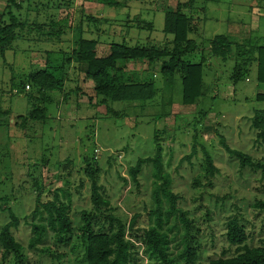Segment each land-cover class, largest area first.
I'll use <instances>...</instances> for the list:
<instances>
[{"label":"rangeland","instance_id":"rangeland-1","mask_svg":"<svg viewBox=\"0 0 264 264\" xmlns=\"http://www.w3.org/2000/svg\"><path fill=\"white\" fill-rule=\"evenodd\" d=\"M188 1L125 0L123 6L109 7L97 0H19L16 11L26 25L17 26V38L0 48V110L7 111L0 114V228L9 220L10 208L19 218L12 234L24 246L27 264H85L83 243L76 229L81 223L80 212L92 206L84 159L92 162L95 156L98 183L114 214L126 225L138 214L134 229L126 230L125 237L133 244L134 260L147 264L138 236L148 225L153 182L161 180H156L152 166L145 164L134 182L129 168L139 158L152 156L156 144L162 147L163 173L178 195L177 206L187 212L189 244L197 251L194 264H207L224 250L234 252L235 247L225 239V223L230 218L245 227L248 245L258 244L264 213L252 204L264 198V168L240 167L221 144L224 138L230 147L264 163L263 147L256 143L251 128L254 110L264 107V98H257V94L264 95V81L257 80L255 63L234 83V57L223 61L208 56L203 63L205 90L192 106L181 103L178 74L173 76L175 85L164 89L159 64L149 76L156 88L154 96L144 103L101 102L94 95L92 82L84 80L75 63L68 65L64 91H38L26 81L30 71L48 69L57 77L65 72L67 65L63 67V62L80 35L79 26L85 38L99 40L103 53L112 42L158 49L170 46L171 34L164 31L165 15ZM194 4L190 7L192 17L203 16L205 7L204 14L210 17L206 25L218 30L226 24L217 18H235L236 10L243 17L247 14L244 28L252 40L259 37V44L264 45V0H248L244 6L229 0H194ZM3 6L0 0V12ZM37 23L46 25L39 29ZM50 31L60 34L45 36ZM201 54L195 51L184 58L199 61ZM164 60L168 57L161 58ZM133 67L128 65V69ZM146 67L140 64L139 72ZM29 94L37 106L41 105L40 97H49L40 119L28 117ZM199 111L207 113L200 115ZM19 116L27 117L23 125ZM205 151L217 168L212 177L204 171ZM188 154L191 156L186 159ZM40 191L42 201L51 199L53 192L63 202L70 196L74 231L65 242L48 231L40 244L29 248L32 231L23 218L33 210ZM33 220L39 222L40 218L36 215ZM2 252L0 246V259Z\"/></svg>","mask_w":264,"mask_h":264},{"label":"trees","instance_id":"trees-1","mask_svg":"<svg viewBox=\"0 0 264 264\" xmlns=\"http://www.w3.org/2000/svg\"><path fill=\"white\" fill-rule=\"evenodd\" d=\"M2 1L4 6L0 12L1 49L17 38L15 28L26 23V20L16 11L20 6L19 0ZM97 1L109 7L123 6L125 2V0ZM193 2L194 0H189L187 4L178 5L174 13H166L164 31L171 34L170 46L164 45L158 49L154 46H127L123 43L112 42L109 54L99 56L96 51V40L85 38L83 29L79 26L80 35L74 39L70 55L63 62V67L67 65L65 72L57 77L48 69L30 71L26 81H29L38 91L47 92L56 89L64 91L68 65L75 63V69L83 73L85 80L92 82L94 95L100 97L101 102L144 103L154 96L156 88L149 76L153 75V69L159 64L160 71L165 78L164 89L175 85L173 76L175 73L178 74L181 103L189 106L197 103L204 93L203 63L208 56L223 61L234 57L235 63L232 71L234 83L247 73L251 63L256 64L257 80L264 81V45L259 44V37L255 40L246 38L237 42L229 40L226 35L216 34L207 41L203 38L196 40L193 38L196 29L194 19L188 11ZM90 19L91 22L97 21L95 18ZM45 25L37 23L36 26L44 29L41 26L45 27ZM45 34L48 37L54 35L58 37L60 32L50 31ZM163 43L164 41L159 46ZM205 43L207 45L202 46ZM195 51L202 53L199 61L184 58L186 54H192ZM162 57H168V60L161 61ZM129 64L134 66L133 69H128ZM140 64L147 66L141 72H139ZM26 85L29 89L30 85L28 83ZM75 90L78 91V88ZM32 97L29 94L28 102L31 109L28 117L40 119L45 112L43 103L46 104L49 97L45 96L47 100L40 97L38 100L41 105L39 106L36 105V101L32 102L34 99ZM257 98H264V95L257 94ZM6 113L7 111L0 110V114ZM202 113L207 112L199 111L200 115ZM19 117L23 125L27 117ZM251 128L255 132L256 143L259 142L264 151V107L254 110ZM221 144L226 153L238 161L240 167L264 168V163H257L249 154L230 147L225 143L224 138H221ZM193 153L194 151H191V154ZM191 154L186 155L185 158L189 159ZM95 157L92 162L84 159L86 164L84 171L90 178L92 206L90 210L80 212L81 223L76 229L83 243L85 264H142L134 260L131 251L133 244L125 237L126 230L134 229L138 214H134L127 225L114 214L110 200L98 183L97 170L99 167ZM145 164H150L153 177L161 180V183L153 182L151 191L153 205L147 212L148 225L140 230L138 236L143 242L144 252L149 260L147 264H194L197 260V251L189 244L187 212L178 208V195L173 192L168 175L163 173L162 147L159 144H156L152 156L139 158L136 164L129 168V176L134 182H137V175ZM204 171L207 177H212L217 171L212 156L206 151ZM40 194L41 191L36 195V205L31 213L23 218V221L31 226L32 235L28 242L29 248L40 244L48 231H51L59 242L68 241L74 231L70 215V196L66 202H63L57 192H53L51 199L42 201ZM252 206L264 213V198L255 199ZM36 215L40 218L39 222L33 220ZM18 224L19 218L9 208V220L0 228V246L3 250L0 264H27V258L23 253L24 246L12 234V229ZM247 238L245 227L236 218L228 219L225 223V239L230 246L235 247V250L233 253L224 250L219 256L211 258L207 264H264V225L257 245H248ZM7 257L9 261L6 260Z\"/></svg>","mask_w":264,"mask_h":264},{"label":"crops","instance_id":"crops-1","mask_svg":"<svg viewBox=\"0 0 264 264\" xmlns=\"http://www.w3.org/2000/svg\"><path fill=\"white\" fill-rule=\"evenodd\" d=\"M229 2H232L233 5H245L246 2H248V0H229ZM195 6L194 2L191 8H193ZM238 8V7H237ZM205 9V7H204ZM204 9L203 12H201L203 14V16H195L194 19V26L196 28V24H197V30L195 29V36L196 38H203L205 41L209 40L210 38H212L214 35L216 34H223L226 35L228 37L229 40L231 41H237V42H241L242 40L246 39V38H250V35L248 33V31L244 28V26H246L244 23V19L247 17V14H245V17H243V15H241V11L240 10H236V16L235 18L232 17H226V18H217V21H224V23L226 24V27L222 30V27L220 30L216 29L214 26H210V25H206V20L210 19V17L206 16L204 14ZM189 13L191 12L190 9H188ZM191 14V13H190ZM210 26V27H209ZM196 31H199V34H197ZM99 40L96 39V51L97 54L99 56H106L107 54H109L110 51V47H108V50L103 53L101 51H99ZM85 80V79H84ZM63 100V99H62Z\"/></svg>","mask_w":264,"mask_h":264},{"label":"built area","instance_id":"built-area-1","mask_svg":"<svg viewBox=\"0 0 264 264\" xmlns=\"http://www.w3.org/2000/svg\"><path fill=\"white\" fill-rule=\"evenodd\" d=\"M25 87H26V89H28V87H29V86H28V85H26Z\"/></svg>","mask_w":264,"mask_h":264}]
</instances>
